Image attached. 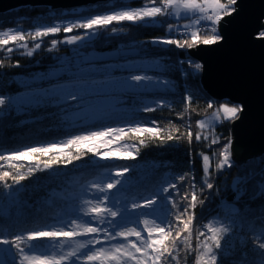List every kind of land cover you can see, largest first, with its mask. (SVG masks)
Returning a JSON list of instances; mask_svg holds the SVG:
<instances>
[{
  "label": "snow or ice",
  "instance_id": "obj_1",
  "mask_svg": "<svg viewBox=\"0 0 264 264\" xmlns=\"http://www.w3.org/2000/svg\"><path fill=\"white\" fill-rule=\"evenodd\" d=\"M238 6L239 0H142L139 7H122L69 21L63 26H39L32 31L21 28L0 30V51L13 54L23 49L25 55L32 56L41 49L45 38L61 33L85 30L83 35H65L63 40L52 38L48 51L61 43L77 45L101 30L108 29L113 33L122 30L114 24L141 25L171 18L175 23L168 24L169 34L153 37L149 42L187 53L201 46L221 43L224 40L220 32L222 23L237 14ZM182 20L186 22L180 23ZM260 20L252 38L264 42V17ZM3 65L4 61L0 60V66ZM14 66H19L18 60ZM167 67L168 71L183 77H194L203 69L202 64L191 59L176 60ZM85 71L75 74L59 93L44 94L57 106L77 109L62 117L66 121H72L76 113L84 110L85 94L94 86V81L83 74ZM127 80L131 88L148 85L164 91L173 88L171 81L147 74H132ZM201 98L207 101L205 113L212 111L206 119L196 121L198 131L195 134L191 125L187 126L186 132H181L180 126L171 122L161 127L155 120L150 122L151 126L134 121L126 126H105L7 153L0 151V195L26 208L24 182L37 173L66 168L89 158L97 161L135 160L140 147L151 143L163 146L186 139L190 145L193 140L206 142L209 149L200 153L204 178L199 190L196 177L185 173L150 190V194L148 189L133 193L128 175L131 168H118L115 164L93 165L107 171L79 185L75 196L66 201L63 215L57 213L55 224L12 234L0 229V264H189L190 258L191 264H264V170L259 173L261 179L256 184H250L255 173L243 172L226 193L231 195V201L222 198L219 202L223 217H213L203 226V231L195 227L196 209L207 199L201 198L203 192L217 189L212 182L213 173L222 174L235 165L231 137L222 138L216 128L225 122L239 120L245 111L242 103L217 104L205 97L202 90L193 92L185 88L181 93L184 109L177 113L178 118L183 121L186 115L195 111L196 100ZM6 103L7 98L0 97V106ZM167 106L168 102L161 98L145 104L138 111L151 113ZM126 140L133 142L126 143ZM215 146H219L218 151H212ZM186 181L191 191L181 193L180 186ZM69 201L74 205L71 211L67 207ZM3 214L4 209L0 206V215Z\"/></svg>",
  "mask_w": 264,
  "mask_h": 264
},
{
  "label": "trees",
  "instance_id": "obj_2",
  "mask_svg": "<svg viewBox=\"0 0 264 264\" xmlns=\"http://www.w3.org/2000/svg\"><path fill=\"white\" fill-rule=\"evenodd\" d=\"M141 3L142 0H107L67 9L28 5L0 13V30L21 28L32 31L39 26H63L69 21L122 7H139ZM174 22L171 18H161L155 23L141 25L114 24V27L122 30L115 33L108 29L101 30L77 45L61 43L56 49L48 51L52 38L63 40L65 35H83L85 30H76L70 34L61 33L56 37L45 38L41 49L36 50L32 56L25 55L23 49L13 54L0 51V60L4 61V65L0 66V97L7 98L6 105L0 106V151L7 153L27 146L63 140L105 126H126L134 121L149 123L151 126L150 122L155 120L161 127L171 122L180 126L181 132H186L187 126L191 125L195 134L198 131L196 121L206 118L212 110H208L206 114V99H198L194 105L196 110L181 121L177 113L184 109L181 101L183 90L190 88L196 92L199 89L205 97L211 98L217 104L219 101L204 88L202 70L194 77H183L175 71H168L167 66L176 60L191 59L200 63L190 52L182 53L169 46L149 42L153 37L167 36V26ZM29 43L31 46V42ZM17 60L18 67L14 66ZM53 70L61 72L54 77H46ZM81 70H86L83 74L94 81V84H102V87L91 94L87 92L86 101L92 103L82 105L84 110L76 113L72 121H66L62 117L77 109L65 105L57 106L46 99L44 94L53 91L59 93L63 86L74 79L75 74L81 73ZM132 74H147L158 79H167L172 82L173 88L171 91L157 89L151 85L141 90L131 88L127 78ZM121 79H126L124 88L107 89L111 82ZM34 91H41L42 95L33 101L21 97L26 92ZM161 98L165 99L169 106L151 113L138 111L145 104H152L154 100ZM231 124L225 122L218 125L216 133L222 138L232 139ZM218 149L219 146H215L212 151ZM208 151L206 142L195 140L191 145L186 139L163 146L151 143L147 147H140L139 156L135 160L97 161L89 158L88 161H80L66 168L37 173L31 180L24 182L23 198L28 207L11 203L0 195V206L4 209V214L0 215V229L6 234H12L55 224L57 213L63 215L66 201L75 196L79 185L90 182L107 171L94 168L93 165L96 164H115L118 168H131L132 172L128 175L131 178L130 192L133 193L148 189L150 194V190L185 173L196 177L195 182L199 190L204 178L200 153ZM234 161L232 169L225 170L222 174L213 173L212 182L217 185V189L203 192L201 198L207 199L204 205L196 209L197 229L203 231V226L211 222L213 217H223L219 202L222 198L231 201V195L226 193L243 172L256 174L250 184L260 181L259 173L264 170V153L249 157L245 162ZM187 184L186 181L180 186L181 193L191 191ZM176 199L179 200L180 197L177 196ZM49 200L53 202L51 205L47 203ZM73 206L69 201V211ZM145 218L151 217H141ZM235 245L234 237L233 247Z\"/></svg>",
  "mask_w": 264,
  "mask_h": 264
},
{
  "label": "water",
  "instance_id": "obj_3",
  "mask_svg": "<svg viewBox=\"0 0 264 264\" xmlns=\"http://www.w3.org/2000/svg\"><path fill=\"white\" fill-rule=\"evenodd\" d=\"M107 0H0V13L33 5L62 9ZM264 17V0H239L238 12L226 18L221 43L190 51L202 65V83L218 101L242 103L245 111L231 124L234 160L264 153V42L252 33Z\"/></svg>",
  "mask_w": 264,
  "mask_h": 264
},
{
  "label": "rangeland",
  "instance_id": "obj_4",
  "mask_svg": "<svg viewBox=\"0 0 264 264\" xmlns=\"http://www.w3.org/2000/svg\"><path fill=\"white\" fill-rule=\"evenodd\" d=\"M186 21H180V23H185ZM175 23V22H174ZM93 35H91V36H88V38H90V37H92ZM80 43H82V42H80ZM91 58H93L92 56H91ZM64 69V68H63ZM61 72V70H53V71H51L48 75H46V77L47 76H55V75H57V74H59ZM126 79H121V80H119V81H117V82H111L110 83V86H109V88H107V89H116V87H118V88H124L125 86H126ZM99 87H102V84H94V86H92V88L88 91L89 93L88 94H91V93H93V91L95 92L96 91V89L97 88H99ZM148 86H146V87H137V88H135V89H137V90H141V89H145V88H147ZM42 92L41 91H34V92H26V93H24L23 95H21V97H23L24 99H26V100H28V101H33V99H37V98H39V96L40 95H42L41 94ZM87 94V95H88ZM86 95V94H85ZM87 103H92V101H88ZM219 103H229V104H232L231 102H229V101H219L218 102V104ZM207 118V117H206ZM206 118H204V119H206ZM233 139V138H232ZM247 161V160H246Z\"/></svg>",
  "mask_w": 264,
  "mask_h": 264
}]
</instances>
